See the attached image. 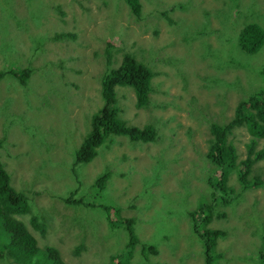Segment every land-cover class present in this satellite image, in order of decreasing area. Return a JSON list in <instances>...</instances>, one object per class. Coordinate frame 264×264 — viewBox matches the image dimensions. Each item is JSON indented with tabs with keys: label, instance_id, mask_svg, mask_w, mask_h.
<instances>
[{
	"label": "rangeland",
	"instance_id": "1",
	"mask_svg": "<svg viewBox=\"0 0 264 264\" xmlns=\"http://www.w3.org/2000/svg\"><path fill=\"white\" fill-rule=\"evenodd\" d=\"M0 5V24H7V33L0 30V163L27 196L31 215L46 220L45 236L30 230L38 245L55 246L66 264H109L129 241L121 222L109 226L104 207L113 206L120 207L122 222L135 220L130 227L138 243L129 264H203L190 214L213 201L210 126L228 123L236 105L263 87L257 74L264 68V46L248 54L238 37L248 24L264 27V0H148L140 18L124 0ZM61 31L73 36L55 40ZM109 42L115 43L114 67L124 50L156 72L149 108L137 109L124 87L116 92L119 117L129 126L153 125L158 137L154 143L114 137L93 161L76 166L91 117L104 103L100 79ZM250 138L245 127L229 137L240 160ZM107 172L106 188L91 190L90 183ZM248 179L255 185L246 188L235 171L228 173L230 196L237 198L215 206L208 224L225 232L213 249L222 254L220 264H262L264 160ZM78 181L87 205L69 206L64 196ZM18 218L27 224L31 216ZM0 234L5 236L2 225ZM11 263L17 264L0 256V264Z\"/></svg>",
	"mask_w": 264,
	"mask_h": 264
},
{
	"label": "trees",
	"instance_id": "2",
	"mask_svg": "<svg viewBox=\"0 0 264 264\" xmlns=\"http://www.w3.org/2000/svg\"><path fill=\"white\" fill-rule=\"evenodd\" d=\"M124 1L133 12V15L137 18L142 17L143 1L148 0ZM0 30L7 33V24L4 21L0 24ZM69 36L73 35L61 31L56 35L55 40L66 39ZM238 41L243 52L251 55L258 53L264 46V27L257 23L246 25L241 30ZM1 42H4V38ZM114 46L115 43L109 42L105 49L106 67L100 79V94L104 103L92 115V130L77 151L76 166L77 164H87L93 161L100 152L103 153V146H111L114 137L126 136L134 141L138 140L143 143H154L157 140L156 137H158V132L153 125L143 128L129 126L126 121L119 117L117 103L120 92H116V87H124L126 88L124 91L133 92L137 109L149 108L151 94L154 90L153 79L156 72L153 71L150 65L144 63V61L137 60L134 54L124 50H122L120 65L114 67L115 60L114 57L112 58V55L115 56ZM207 52L204 51V58L208 56ZM35 66L40 71L39 65ZM179 75L182 76V72H179ZM257 75L262 79L263 87L252 95L243 98L236 105L233 118L228 123L218 124L213 122L210 126L212 138L209 141L206 158L212 167L209 170L210 178L208 182L211 188L210 198L213 201L210 204L205 203L199 206L190 214L194 231L203 243L204 254L206 255L205 260L203 259V264H220V259L222 258V254H215L213 249L215 250L216 248L217 238L225 236V232L215 229L209 230L208 224L212 221L215 206L219 204L222 207L229 205L237 198L235 194L233 198L230 196L232 192L234 193V189L231 188L230 190L227 184L228 173L235 171L241 185L246 188L252 187L255 183L249 181L248 175L257 162L264 160V147L257 148L260 141L264 140V68L259 69ZM212 77H216V75H212ZM184 89L187 88L185 87ZM217 103L223 102L219 100ZM165 104H168V102L163 103V105ZM241 127L247 128L251 137L245 146L246 157L242 160L239 159L234 143L229 139L234 130ZM110 176L111 174L108 172L101 174L92 184L90 183L91 190L96 188L101 193L106 188ZM77 183V187L75 189L70 188L64 196L63 202L69 206L79 207L87 205L81 200L82 196H79V192L82 190L80 187L81 182L78 181ZM12 185L11 176L0 163V225L4 227L5 231L4 237L3 234H0V256L7 257L17 264H66L55 246L47 244L41 248L38 245L37 238L30 230L45 236L48 230L46 220H41V217L37 214L31 215L30 203H26L27 196ZM19 188H22V186ZM104 210L111 229H116V223L121 222L129 232V241L125 245V249L122 253L111 256L109 264H129L128 260L133 254L132 250L135 244L138 243L135 232L130 227L135 225V220L128 219L126 223L122 222L120 207L107 206L104 207ZM23 214L31 216V225L28 226L18 218V216ZM65 220L66 218L61 219V223H65ZM261 260L262 264H264V247L261 253Z\"/></svg>",
	"mask_w": 264,
	"mask_h": 264
},
{
	"label": "clouds",
	"instance_id": "3",
	"mask_svg": "<svg viewBox=\"0 0 264 264\" xmlns=\"http://www.w3.org/2000/svg\"><path fill=\"white\" fill-rule=\"evenodd\" d=\"M92 118V117H91ZM92 121V120H91ZM92 130V124H91V128H90V131ZM23 215H25V214H23ZM27 225L29 226V225H31V219H27ZM81 248H83V247H81Z\"/></svg>",
	"mask_w": 264,
	"mask_h": 264
},
{
	"label": "bare ground",
	"instance_id": "4",
	"mask_svg": "<svg viewBox=\"0 0 264 264\" xmlns=\"http://www.w3.org/2000/svg\"><path fill=\"white\" fill-rule=\"evenodd\" d=\"M239 1V0H238ZM258 148V147H257ZM4 167V166H3ZM5 168V167H4Z\"/></svg>",
	"mask_w": 264,
	"mask_h": 264
}]
</instances>
